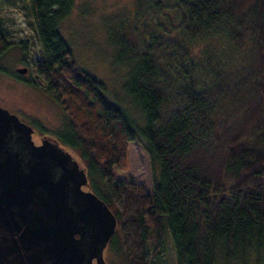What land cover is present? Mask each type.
I'll use <instances>...</instances> for the list:
<instances>
[{"label":"trees","instance_id":"16d2710c","mask_svg":"<svg viewBox=\"0 0 264 264\" xmlns=\"http://www.w3.org/2000/svg\"><path fill=\"white\" fill-rule=\"evenodd\" d=\"M73 3L29 0L44 54L34 69L66 115L89 187L117 215L125 263L153 264L169 233L178 264H246L254 254L261 264L264 0H138L121 61L143 128L78 65L60 31ZM8 46L0 28V57ZM132 140L158 168L153 189L116 174Z\"/></svg>","mask_w":264,"mask_h":264},{"label":"rangeland","instance_id":"374dc122","mask_svg":"<svg viewBox=\"0 0 264 264\" xmlns=\"http://www.w3.org/2000/svg\"><path fill=\"white\" fill-rule=\"evenodd\" d=\"M137 8L138 0H74L69 14L60 23V31L78 65L105 84L103 94L107 100L143 128L146 123L143 110L126 87L131 66L121 61L125 39H136V31H131L129 26L139 16ZM0 14V28L9 43L0 57V105L31 124L35 138L56 137L87 168L79 149L65 140L67 118L63 109L48 94L45 81L34 69L35 61L44 54L29 0H0ZM18 67H26L27 71L20 73ZM157 170L144 143L132 140L129 142L128 169H117L116 174L120 179H132L153 189ZM103 257L106 264H126L118 227L105 247ZM256 257V254L252 255L246 264H255ZM234 263L217 261V264ZM153 264H178L169 233L164 253Z\"/></svg>","mask_w":264,"mask_h":264},{"label":"water","instance_id":"95a60500","mask_svg":"<svg viewBox=\"0 0 264 264\" xmlns=\"http://www.w3.org/2000/svg\"><path fill=\"white\" fill-rule=\"evenodd\" d=\"M13 125L34 156L48 154L52 163L38 157L22 168L0 159V227L9 217L17 232L0 230V264H106L103 251L118 218L96 192L82 188L89 184L86 168L58 141L34 145L33 127L1 105L0 151Z\"/></svg>","mask_w":264,"mask_h":264},{"label":"flooded vegetation","instance_id":"af4514ba","mask_svg":"<svg viewBox=\"0 0 264 264\" xmlns=\"http://www.w3.org/2000/svg\"><path fill=\"white\" fill-rule=\"evenodd\" d=\"M13 113H16V112H13ZM16 114H18V113H16ZM20 118H21V116H20ZM31 138H32V140L34 142V145H36V146H40L41 144H43L44 140H47L50 143H55V141H58L61 147H63L65 150L69 151L66 147H64L61 144V142L56 137L43 135L41 137L38 136L37 138H35V136H34V128H33V131L31 133ZM2 144H3V146H2L1 151H0V159H7L8 158L13 163H16V164L20 165L22 168H24L25 166L27 167L28 165H33L34 163L32 161H34L38 157H41V159L44 158L46 160H49L50 164L52 163L51 162L52 159H51V157L48 154H46V155L45 154H39L40 156L39 155L38 156H34L31 153V151H30L31 146L28 144L23 131L19 130L18 127H16L15 125L12 126V134L10 136H8L6 138V142H2ZM81 166H83V165L81 164ZM86 171H87V168H86ZM89 185L90 184L83 185L82 188L84 190H89V189H91L89 187ZM9 219L10 218L8 217L7 221H4V220L2 221V223H1L2 226L0 227V230L2 231V228H3V233H5V234H12V233L16 234L17 232H16V230H14L15 227L11 225L12 221H10ZM7 226H10L11 231L8 230L9 227H7ZM96 261L97 260L94 259V263H96Z\"/></svg>","mask_w":264,"mask_h":264}]
</instances>
